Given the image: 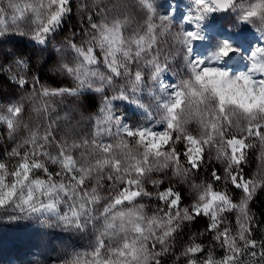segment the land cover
<instances>
[{
	"label": "clouds",
	"instance_id": "1",
	"mask_svg": "<svg viewBox=\"0 0 264 264\" xmlns=\"http://www.w3.org/2000/svg\"><path fill=\"white\" fill-rule=\"evenodd\" d=\"M64 21L68 30L61 25L51 46L37 53L55 57V72L43 65L37 70L64 91L46 98L43 111L35 110V91L15 100L22 115L0 132L6 156L0 160V219L32 221L53 242L62 241L66 255L54 256L49 248L47 264H69L73 254L81 264H168L171 254L170 264H177L176 237L163 250L155 246V220L164 208L150 201L158 200L162 183L184 192L190 200L184 208L191 207L218 167L226 168L217 156L226 155L227 137L264 125V0H74ZM37 130L34 147L30 134ZM161 136L167 142L152 148ZM189 137L203 142L206 152L195 170L179 159ZM22 162L29 163L27 171ZM209 168L205 179L200 170ZM125 190L140 195L125 200ZM49 202L56 207L47 208ZM73 211L75 222L62 218ZM211 242L209 248L223 251L217 259L232 255ZM245 253L232 264L260 259L258 244L255 253Z\"/></svg>",
	"mask_w": 264,
	"mask_h": 264
},
{
	"label": "snow or ice",
	"instance_id": "2",
	"mask_svg": "<svg viewBox=\"0 0 264 264\" xmlns=\"http://www.w3.org/2000/svg\"><path fill=\"white\" fill-rule=\"evenodd\" d=\"M71 11L72 0H0V37L5 36L9 32H14V34L22 38L36 42L37 45L46 44L55 34L56 30L60 28L64 18ZM88 19L89 26L95 31L97 27L95 17ZM74 46L78 47L75 45V42ZM88 51V48L82 49V60L87 59L83 53H87ZM27 67L26 61H16L17 69L22 71ZM63 67L66 71L70 72L83 73L87 71V68L82 65H77L75 69L68 65H64ZM10 79L15 81L21 88L28 85V80L23 75H19V72H12ZM32 81L34 85L33 91L37 93L32 102L36 105L35 110L37 111L47 109V104L44 102L46 98L55 97L64 91L58 87L52 88L42 84L39 88H36L35 84H38L39 81L35 76L32 77ZM21 115L22 104L20 102L0 103V125L12 128L15 126L13 117H20ZM30 135L35 147L40 133L37 130L33 131ZM43 138L47 140L52 139L50 135H45ZM188 140L190 141V145L186 149L187 154L181 153L179 159L195 170L206 159V152L203 142L196 141L191 137ZM160 141L167 142L166 138L161 136L151 147L158 148ZM250 141H256V144L253 145ZM226 143L228 146L224 150L226 155L221 156L218 153L217 156V159H223L226 168H218L211 175V180L214 182L205 185L203 189L199 190L198 199L191 207H181L182 193H178L174 187L161 183L156 193L157 199L163 201L165 205L161 217L155 220L156 225L160 229L156 233V247L163 250V246L168 244L169 240H173L176 237L178 227H184L186 222H192L197 217L204 216L208 218L205 231L210 234V240L214 242L218 240L220 245L228 247L232 253L231 256L217 259L212 248H205L204 244L197 242V236H204V232H201L190 237L189 242L177 257L179 264H232L239 251L246 249L245 254L248 252L255 253L257 251V244L259 245L260 259L256 261V264H264V239H257L255 237V221L250 207L257 193L264 192V149L256 156V159L259 161L256 171L249 176L245 173L244 169V165L248 163L249 157L247 150L249 148L260 149L261 145H264V125H249L244 131L227 137ZM62 151V148L57 149L58 154ZM22 153L23 149H21ZM67 161L68 158L65 154L64 167H68ZM35 166L37 168L40 167L38 163ZM4 167L5 165L0 163V169ZM19 167L27 171L29 163L22 162ZM209 170L211 173V168ZM48 171L51 172L50 169ZM221 181L225 185L223 188L219 187ZM37 183L40 182L37 181ZM84 183V180L81 179L80 184L83 185ZM61 188H63V185H61ZM233 188L240 190L238 201L234 200L229 194V190ZM153 190H155V186ZM153 190H149V192ZM139 195V192L125 190L123 199L127 200ZM3 203L4 201L0 200V206ZM116 203H121V200L117 199ZM43 207L45 206L41 205V209ZM46 207L54 209L56 205L53 202H49ZM37 210L40 209H32V211ZM226 213L235 215V226H231L228 223L225 216ZM62 218L75 222V219L78 218V213L73 211L71 217L65 216ZM260 231L264 232V227H261ZM69 264H81L79 254H73ZM151 264H161V261H152Z\"/></svg>",
	"mask_w": 264,
	"mask_h": 264
},
{
	"label": "rangeland",
	"instance_id": "3",
	"mask_svg": "<svg viewBox=\"0 0 264 264\" xmlns=\"http://www.w3.org/2000/svg\"><path fill=\"white\" fill-rule=\"evenodd\" d=\"M72 3H74V0H72ZM28 14L30 15V13ZM63 22L67 23L62 26V30L66 32L68 29L66 30L65 28L69 27V24L68 21ZM51 38L48 43L37 45L36 42L22 38L14 34V32H9L5 36L0 37V103L6 104L30 94L34 87L33 76L39 81L38 84H35L36 88H39L41 84L49 87L58 86L45 76L44 71L37 70L39 66L43 65L50 72L56 71V66L53 63L55 60L54 56L37 55V53L45 51L46 45L51 46ZM18 60L26 61L28 67L22 71L17 69L16 61ZM12 72H19V75H23L28 80L27 87L21 88L15 81L10 79ZM4 128V125H0V132H3ZM10 148L11 145L9 144L7 150L10 151ZM257 154L250 151L249 162L244 165V168L251 169L250 175L257 169L259 163L256 159ZM5 159V144H0V160ZM50 170L55 171L54 168H50ZM200 171L203 173L205 179H210L209 169L207 172H204L203 169ZM219 187H221V184ZM149 190L153 189L150 187ZM229 194L234 200L238 201L240 190L230 189ZM150 203H154L157 207L165 208L162 201L153 200ZM189 204L190 200L182 192L181 207L189 206ZM190 223L186 222L185 226ZM82 247V245H75L73 246V250H80ZM49 248L52 249L54 256L63 257L66 254V246L62 241L53 242L49 239L47 233H41L32 227V221L0 219V264H12L14 260L20 261L24 258H28L30 264H47L49 259L47 250ZM33 249H36V251L33 252Z\"/></svg>",
	"mask_w": 264,
	"mask_h": 264
},
{
	"label": "trees",
	"instance_id": "4",
	"mask_svg": "<svg viewBox=\"0 0 264 264\" xmlns=\"http://www.w3.org/2000/svg\"><path fill=\"white\" fill-rule=\"evenodd\" d=\"M66 24H67L66 22H63L62 26ZM65 29L67 30L68 27ZM244 169H245V173L250 176L251 169L250 168H244ZM250 207L254 215V221H255L254 227L256 229L255 237L257 239H261L262 233L260 231V228L264 227V192L257 193L256 197L251 202ZM225 216L227 218L228 223L231 226H235L234 215L232 213H226ZM207 222H208L207 217L200 216L197 217L194 221H192L189 225L185 226L183 228V231L180 232L178 235H176V239L173 242L174 243L173 252L179 254L183 250L184 246L189 242L190 237L198 233L205 232V227ZM209 241H211L209 233H207V235H204L203 237L197 236V242L204 244L205 248L210 247ZM211 243L215 244L214 241H212ZM212 250L214 251L216 258H219L223 254V251L219 248H212ZM174 258L175 257L170 254L168 257V264H170V261ZM177 264H179V262H177Z\"/></svg>",
	"mask_w": 264,
	"mask_h": 264
}]
</instances>
